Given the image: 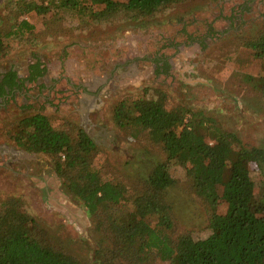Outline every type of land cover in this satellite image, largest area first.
<instances>
[{"label":"rangeland","instance_id":"1","mask_svg":"<svg viewBox=\"0 0 264 264\" xmlns=\"http://www.w3.org/2000/svg\"><path fill=\"white\" fill-rule=\"evenodd\" d=\"M8 1L0 0V9ZM30 22L35 26L30 44L10 41L7 56L0 59V77L11 70L26 77L36 60L45 70L43 79L26 84L0 108V206L19 199L53 244L81 264H97L93 224L63 191L48 157L24 154L9 141L23 113L35 107L33 113L42 111L55 125L80 124L99 149L95 164L102 179L124 184L130 200L142 191V179L165 161L156 146L134 140L113 123L114 105L135 94L157 88L171 106L200 112L243 147L264 150V92L257 84L264 80V58L243 47L264 24V0H189L148 24L95 26L82 34L68 20L61 24L65 33L59 39L49 36L43 19ZM162 70L165 75L157 74ZM92 75L104 81L95 91L97 107L86 111L82 99L88 92L75 86L94 82ZM168 172L174 180L166 191L171 237L187 234L211 242L210 212L192 190V172L173 164ZM250 178L259 201L264 198V165L251 166ZM217 212L223 214L224 207ZM143 264L163 263L149 257Z\"/></svg>","mask_w":264,"mask_h":264},{"label":"trees","instance_id":"2","mask_svg":"<svg viewBox=\"0 0 264 264\" xmlns=\"http://www.w3.org/2000/svg\"><path fill=\"white\" fill-rule=\"evenodd\" d=\"M186 1L10 0L0 9V59L7 56L10 41L30 44L35 33L31 18L43 19L49 36L59 39L65 33L61 24L68 20L80 34L95 26L148 24ZM243 47L253 57L264 58V24ZM44 74L38 60L23 79L9 71L0 83V99L13 100ZM257 84L264 92V80ZM147 92L112 109L117 129L148 141L165 158L142 179L143 189L132 200L124 184L102 179L95 164L99 149L80 124L58 126L42 112L30 113L14 123L9 141L24 154L50 159L63 191L93 224L97 264H143L149 257L163 264H264V198L255 200L250 178L251 166L264 165V150L243 147L200 112L171 106L168 95L157 88ZM170 164L192 172V190L210 212L211 242L187 234L171 237L172 209L166 201V191L174 186ZM220 207L223 214L217 212ZM0 264L81 263L53 244L19 199L10 198L0 206Z\"/></svg>","mask_w":264,"mask_h":264},{"label":"crops","instance_id":"3","mask_svg":"<svg viewBox=\"0 0 264 264\" xmlns=\"http://www.w3.org/2000/svg\"><path fill=\"white\" fill-rule=\"evenodd\" d=\"M16 73L18 74L19 78H21V79L25 78L24 76H20L19 72H16ZM71 77H73V75ZM91 78L94 79L95 81L92 83H89V82L87 84L82 83V84L75 86V90L83 88V89H85L86 92H88V94L83 92V93H85L84 94L85 96L82 99V104H83L82 110L84 109L86 111H90V110L94 109L95 107H97L96 106L97 105V97L95 96V91L97 88H99L100 86L103 85L102 82L104 81L102 79L95 78L93 75L91 76ZM56 79L57 78H55V80ZM34 99L35 98H33V97L31 98V100L33 102H34ZM21 108H22V111H24L26 108V105L24 104V106ZM27 110L30 111V108L28 107ZM33 111H35V107H34ZM33 111H32V113H33ZM37 112H42V111H37ZM23 114H27V113H23Z\"/></svg>","mask_w":264,"mask_h":264},{"label":"flooded vegetation","instance_id":"4","mask_svg":"<svg viewBox=\"0 0 264 264\" xmlns=\"http://www.w3.org/2000/svg\"><path fill=\"white\" fill-rule=\"evenodd\" d=\"M11 71H12V70H11ZM8 72H9V71H6V72H3V73H2V75H1V77H0V83H1L2 80H3V77H4ZM13 72L16 73V71H14V70H13ZM16 75H17L18 80H20L21 78H19V76H18L17 73H16ZM2 100H4V99H0V108L5 107V103H4Z\"/></svg>","mask_w":264,"mask_h":264}]
</instances>
